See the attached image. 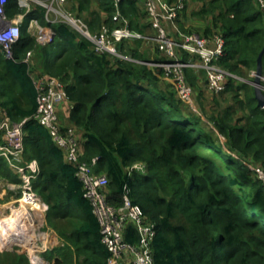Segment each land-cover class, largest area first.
Masks as SVG:
<instances>
[{
	"label": "trees",
	"instance_id": "trees-1",
	"mask_svg": "<svg viewBox=\"0 0 264 264\" xmlns=\"http://www.w3.org/2000/svg\"><path fill=\"white\" fill-rule=\"evenodd\" d=\"M185 1L181 16L187 9ZM196 1L204 4L194 14H209L224 37L220 64L237 75L243 65L256 66L264 47V13L259 5L254 0ZM94 2L96 9L92 0H68V8L93 31L104 24L117 26L113 20L117 9L132 30L143 33L151 28L150 23H142L148 16L138 0H122L118 7L114 0ZM21 11L17 0H9V16ZM32 18L45 23V9L37 7L26 14L11 58L0 46V113L12 122L26 119L25 158L40 164L34 187L48 204L46 224L62 242L45 257L55 258L56 264H107L109 251L77 166L66 160L49 131L33 118L34 73L64 82L69 109L61 120L65 127L82 132V159L97 157L96 173L108 176V202L121 206L127 188L132 203L155 222V264H264V186L245 162L251 158L264 163V107L258 104L254 88L230 81L225 92H235V101L244 110L239 118L230 107L216 115L196 114L179 98L174 81L166 79L161 67L97 53L90 41L61 22L52 24L53 43L37 45L28 31ZM210 33L211 28L203 31ZM143 43V39H124L118 47L149 60ZM30 50L35 53L29 64L24 58ZM183 56L186 59L189 53ZM197 72L205 77L203 70ZM197 72L186 70L193 87ZM136 162L145 163V172L129 174L128 167ZM0 180L21 181L3 156ZM124 236L132 243L138 240L132 224ZM27 256L15 246L0 251V264H33Z\"/></svg>",
	"mask_w": 264,
	"mask_h": 264
},
{
	"label": "built area",
	"instance_id": "built-area-1",
	"mask_svg": "<svg viewBox=\"0 0 264 264\" xmlns=\"http://www.w3.org/2000/svg\"><path fill=\"white\" fill-rule=\"evenodd\" d=\"M122 0H114L116 7ZM264 13V0H254ZM150 26L155 35H146L129 27V21L119 9L114 13L113 20L118 23L111 27L102 25L93 31L86 20L68 8V0H17L21 12L9 16L7 6L9 0H0V46L7 58H11L13 44L20 38L21 25L26 14L37 8L45 9V23L32 18L28 23V31L36 40L37 45H49L55 40L54 23H64L74 29L82 37L91 42L97 53H104L113 58L146 64L150 67H161L166 79H172L177 94L196 114H200L195 102V90L187 78L186 70H203L208 88L214 93L225 92L230 81L237 83L244 79L220 64L224 55L225 40L219 32L212 37L196 33H181L174 37L169 33V26L175 24L185 10V0H144ZM124 39H143L157 41L165 54V60H142L120 50L118 43ZM189 53L185 59L183 53ZM34 50H30L24 61L31 63ZM256 76V72H253ZM37 89V109L33 114L52 136V139L64 151L68 162L77 166V176L83 184L85 196L90 200L95 215L100 223L102 243L109 251L107 264H155L153 241L156 235V224L141 209L132 203L129 190L126 188L123 203L117 207L108 202L107 187L109 178L105 173H96L97 157L91 161L82 159L83 149L80 136L75 127H65L60 115L59 104L69 101L65 84L57 77L33 74ZM254 79L249 80L253 83ZM261 88L264 92V74ZM26 120V119H25ZM22 122H12L5 113H0V156L7 159L10 168L20 178V211L14 217L4 218L0 235V250L7 251L17 246L22 247L29 255L33 264H50L44 261L41 253L51 250L50 243L44 236L36 235V228L43 218L46 222L48 204L34 187V181L40 174L41 167L37 159L25 158L24 130ZM65 128V129H64ZM222 141L225 136H219ZM253 175L264 186V163L245 160ZM145 172L144 162H136L128 167L129 174L134 171ZM7 204V203H6ZM3 204L2 206H5ZM7 204V208H12ZM6 209L0 208V215ZM132 224L138 234L137 242L125 239V229ZM46 227L52 230L47 224ZM54 232V230H53Z\"/></svg>",
	"mask_w": 264,
	"mask_h": 264
},
{
	"label": "rangeland",
	"instance_id": "rangeland-1",
	"mask_svg": "<svg viewBox=\"0 0 264 264\" xmlns=\"http://www.w3.org/2000/svg\"><path fill=\"white\" fill-rule=\"evenodd\" d=\"M187 2H189L187 14L190 17L187 20L183 17L184 25L180 24L178 31H177V35H179L180 33H198V34H201V36L212 37L214 34L219 33V31L217 30V26L214 24L213 20H211V16L209 14H200V15L194 14V12L200 10L202 5L204 4L203 2L201 1L198 2L196 0L194 2L187 0ZM147 20L149 22V18H147ZM202 26H206L208 29L211 28V33L210 34L200 33ZM142 32L143 34H147V35H155V31L152 28H145L144 31ZM169 33H172V32L170 31ZM148 41H150V44L152 46V51L156 52L155 55L149 52L148 54L149 61H152L155 59L166 58L165 54L161 51L162 50L161 45L157 41H153V40H148ZM150 44L147 43L146 46L148 47L150 46ZM147 47L144 49L145 52H147ZM237 72L244 79V81L240 80L238 84L244 83L246 85L245 88L246 87L254 88L253 83H251V81L249 80H252L255 78V76H253V72H256V66L248 67V66L243 65L239 68ZM34 74L36 75V73ZM225 93L226 92H221V93L211 92V94H213L214 96V99L213 100L211 99L209 104L206 102L205 97L202 98L200 94H198L197 96V94L195 93L194 99H195L197 108H199L200 114L205 113L207 116L216 115V114H219L220 112H223L226 108H229L227 106L230 104V102H232V99L235 102V98H234L235 92L229 91L227 92L228 94H225ZM240 94L242 96V94H244V91H242V93L240 92ZM230 95L232 96V98ZM185 109L188 110L186 107ZM232 110L235 112V114H237L236 112L237 110H239L238 113L240 115H237L236 118H239L244 115V110H241V105L239 103H236V108H232ZM206 154L210 156L212 155V153L210 152H206ZM247 159H250V158H246L245 160ZM20 192H21V188L18 183H11V182H7L4 180H0V208L6 209V211H4L2 215H0V235H1V228H2L1 221H3L4 218H8L10 216L14 217L17 214H19L20 204L18 201H15V199L20 198L19 197L21 196ZM6 203L10 204L9 206L12 208V210H9L7 208ZM3 204H6V205L2 206ZM44 218L41 224L38 225V227L35 229L36 235L44 236L45 239L49 242L48 245L50 246V243L52 242L54 243L53 248H56L59 245H61L60 244L61 241L57 235V232L53 228L50 227L52 230H49V228L46 227V222ZM17 244L18 243L16 242L15 246H17ZM13 249L7 250V251H1V250L0 251L8 252V251H12ZM23 251L25 252L24 249ZM45 253H41V256L43 257L44 261L50 262V264H56L55 258L47 259L44 255ZM26 255L28 254L26 253ZM27 257L30 258L29 255Z\"/></svg>",
	"mask_w": 264,
	"mask_h": 264
},
{
	"label": "crops",
	"instance_id": "crops-1",
	"mask_svg": "<svg viewBox=\"0 0 264 264\" xmlns=\"http://www.w3.org/2000/svg\"><path fill=\"white\" fill-rule=\"evenodd\" d=\"M189 1H192V2H194L195 0H189ZM92 7L94 8V9H96V7L98 8V6H96V3L94 2V0H92ZM138 5L142 8V10H144L145 12H146V7H145V2H144V0H138ZM189 5V2H187V9H186V11H185V13L182 15V16H180V18L178 19V21L175 23V24H171V26H169V32L171 31L172 33H170V35H172V36H174V37H178L179 35H177V31H178V28H179V26H180V24H182V25H184V20H183V17L187 20L190 16L187 14V11H188V6ZM100 14L103 16L102 18H106L107 17V14H105V12H103V11H101L100 12ZM142 23L143 24H149L150 22H148V20H147V18L146 19H144V21L142 20ZM149 27V26H148ZM147 27V28H148ZM206 28V26H202V28H201V30H200V33H203V31H204V29ZM196 34H198V33H196ZM198 35H201V34H198ZM147 43H149L150 44V41H148V40H144V43H143V46H142V48H143V50L147 47L146 46V44ZM147 52H148V54H149V52H151L153 55H155L156 54V52L155 51H152V46H151V44H150V46H148L147 47ZM151 59H153V58H151ZM155 60H159V59H155ZM197 72V71H196ZM198 73V72H197ZM194 84V90H195V93L197 94V96H198V94H200V96L202 97V98H206V102L209 104L210 103V101H211V99L213 100L214 99V96H213V94H211V90L208 88V86H207V82H206V79H205V77L203 76V75H201L200 73H198V76H197V80L195 81V83H193ZM242 91H244V94H242V96H244L245 95V90L244 89H242L240 92L242 93ZM229 92V91H228ZM212 93H214V92H212ZM225 94H228L227 92L225 93ZM231 96V95H230ZM227 97V96H226ZM231 98H232V96H231ZM236 101L234 102V100L232 99V102H230V104L227 106V107H231V108H236ZM68 109H69V101H64V102H61L60 104H59V108H58V111H59V115H60V118L64 121V119H66L67 118V114H68ZM241 110H242V108H241ZM239 110H237V114L235 115L236 117H237V115H240L239 113ZM206 123V125L204 124V126L206 127V128H208V129H211L214 133H215V129L211 126V124L210 123H208V122H205ZM76 128V127H75ZM76 130H77V132H78V134H79V136H82V132L78 129V128H76ZM216 134V133H215ZM58 235V234H57ZM59 237V236H58ZM59 239H60V237H59ZM60 241H61V239H60ZM61 245H62V242L60 243ZM60 246V245H59Z\"/></svg>",
	"mask_w": 264,
	"mask_h": 264
},
{
	"label": "water",
	"instance_id": "water-1",
	"mask_svg": "<svg viewBox=\"0 0 264 264\" xmlns=\"http://www.w3.org/2000/svg\"><path fill=\"white\" fill-rule=\"evenodd\" d=\"M263 56H264V47L258 55L257 64H256V76L253 80L255 96H256V99L258 100V104L261 107H264V92L261 88L262 75L264 74Z\"/></svg>",
	"mask_w": 264,
	"mask_h": 264
}]
</instances>
